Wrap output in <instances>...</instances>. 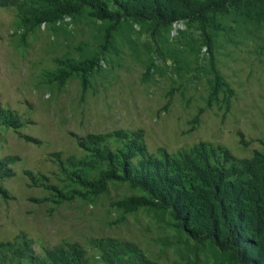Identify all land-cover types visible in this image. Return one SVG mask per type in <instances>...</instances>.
<instances>
[{"label": "rangeland", "instance_id": "374dc122", "mask_svg": "<svg viewBox=\"0 0 264 264\" xmlns=\"http://www.w3.org/2000/svg\"><path fill=\"white\" fill-rule=\"evenodd\" d=\"M84 1L0 0V264H234L167 211L128 212L144 196L129 183L70 197L124 162L172 175L196 149L226 168L264 155V24L218 15L227 107L226 93L208 101L214 73L197 24L153 36L132 20L112 29L90 7L63 13Z\"/></svg>", "mask_w": 264, "mask_h": 264}, {"label": "trees", "instance_id": "16d2710c", "mask_svg": "<svg viewBox=\"0 0 264 264\" xmlns=\"http://www.w3.org/2000/svg\"><path fill=\"white\" fill-rule=\"evenodd\" d=\"M115 5L117 10L111 11L90 0L75 3V8L63 13L79 14L90 7L97 19L111 22L112 29L123 20H132L149 24L153 36L176 22L197 24L214 73L208 101H217L221 93H226L229 107L233 90L216 69L213 30L221 29L217 19L221 14H235L245 22L264 24V0H116ZM87 84L83 72V93ZM196 151L180 157L172 175L166 171L132 170L124 162L120 173L105 171L95 182H82L87 191L73 192L70 198L78 195L93 200L109 182L129 183L144 196L129 199L128 212L143 207L167 211L175 226L190 239L210 242L229 254L234 264H264V155L256 153L252 159L226 168L216 162L212 152L202 155ZM107 160L111 162L110 157Z\"/></svg>", "mask_w": 264, "mask_h": 264}]
</instances>
